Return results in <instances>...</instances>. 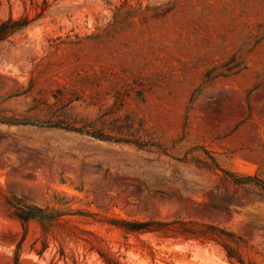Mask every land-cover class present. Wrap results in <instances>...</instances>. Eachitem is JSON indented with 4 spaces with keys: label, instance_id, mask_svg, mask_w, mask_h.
<instances>
[{
    "label": "rangeland",
    "instance_id": "374dc122",
    "mask_svg": "<svg viewBox=\"0 0 264 264\" xmlns=\"http://www.w3.org/2000/svg\"><path fill=\"white\" fill-rule=\"evenodd\" d=\"M0 264H264V0H0Z\"/></svg>",
    "mask_w": 264,
    "mask_h": 264
},
{
    "label": "trees",
    "instance_id": "16d2710c",
    "mask_svg": "<svg viewBox=\"0 0 264 264\" xmlns=\"http://www.w3.org/2000/svg\"><path fill=\"white\" fill-rule=\"evenodd\" d=\"M8 34H9V31L7 30L0 31V40L5 38Z\"/></svg>",
    "mask_w": 264,
    "mask_h": 264
}]
</instances>
